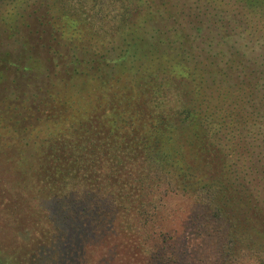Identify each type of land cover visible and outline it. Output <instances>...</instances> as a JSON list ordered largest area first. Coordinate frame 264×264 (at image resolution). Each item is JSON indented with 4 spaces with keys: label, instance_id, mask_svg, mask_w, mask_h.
<instances>
[{
    "label": "trees",
    "instance_id": "trees-1",
    "mask_svg": "<svg viewBox=\"0 0 264 264\" xmlns=\"http://www.w3.org/2000/svg\"><path fill=\"white\" fill-rule=\"evenodd\" d=\"M247 155L264 183V0H0L9 221L77 252L74 231L110 204L112 229L155 243L147 263L264 264ZM177 202L212 261L166 239Z\"/></svg>",
    "mask_w": 264,
    "mask_h": 264
},
{
    "label": "rangeland",
    "instance_id": "rangeland-1",
    "mask_svg": "<svg viewBox=\"0 0 264 264\" xmlns=\"http://www.w3.org/2000/svg\"><path fill=\"white\" fill-rule=\"evenodd\" d=\"M256 137V136H255ZM250 139V138H248ZM252 153V158L256 155L258 150L249 148ZM249 155L238 166L243 173H254L248 178L252 182L255 190H258L260 197H264V183L259 180V177L253 169L248 167ZM255 156V158H256ZM259 157H262L259 155ZM261 165H264V159L258 160ZM259 166V170H261ZM256 183H259L257 186ZM256 184V185H255ZM16 196L7 194L5 198L0 195V264H150L147 263L148 255H144V248L146 244H155L153 242H141L140 239L134 242L120 234L119 229L111 228L109 222L113 216V210L110 204H107L98 218V223H88L82 227L80 231H74L73 244L75 250H71L69 241H60L59 239L46 240V234L43 229L39 230L37 235H34L30 223L21 219L17 222L9 221L13 213L8 207V204L14 200ZM179 203L175 207H180V212L183 211V219L176 220L175 223H167V238L171 243L177 246L178 251L182 252V257L186 260L199 261V258L207 261L214 258V253L210 243L202 238V234L198 231L195 221L190 220L192 217L191 207L184 202ZM56 204L55 200H44L42 205L44 207ZM56 206V205H55ZM55 208L50 210L54 213ZM12 214V215H11ZM187 216V218H185ZM185 218V219H184ZM20 223V225H19ZM29 224V225H28ZM69 223L62 221L56 223L60 230L68 229ZM79 226V224H77ZM172 225V228L171 226ZM49 227V226H48ZM175 229V231H173ZM70 230L73 231L72 226ZM70 231V232H71ZM203 233V232H202ZM177 236V238H175ZM143 243V244H142ZM72 244V245H73ZM184 260V261H185ZM210 264L212 262H209Z\"/></svg>",
    "mask_w": 264,
    "mask_h": 264
}]
</instances>
